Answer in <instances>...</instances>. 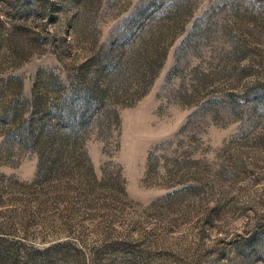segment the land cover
<instances>
[{
    "label": "rangeland",
    "instance_id": "rangeland-1",
    "mask_svg": "<svg viewBox=\"0 0 264 264\" xmlns=\"http://www.w3.org/2000/svg\"><path fill=\"white\" fill-rule=\"evenodd\" d=\"M0 264H264V0H0Z\"/></svg>",
    "mask_w": 264,
    "mask_h": 264
},
{
    "label": "trees",
    "instance_id": "trees-1",
    "mask_svg": "<svg viewBox=\"0 0 264 264\" xmlns=\"http://www.w3.org/2000/svg\"><path fill=\"white\" fill-rule=\"evenodd\" d=\"M103 56L105 58V61L113 62V58H112V56H110V54L106 53ZM99 61L102 62L103 61V57H101ZM117 63H119V62H117ZM114 68L118 69V65L114 64ZM75 101H76V99H74V97H73V100H72V102L69 105L68 104L63 105L62 106V110H61V115L65 116L66 121L70 122V121L76 120V124L79 125V124L82 123V121L84 120L85 116H84V113H82V115L79 116V118L76 116L78 106H77V104H75Z\"/></svg>",
    "mask_w": 264,
    "mask_h": 264
}]
</instances>
